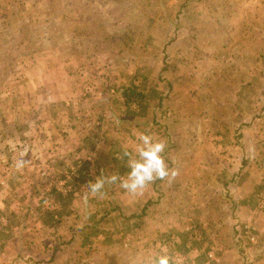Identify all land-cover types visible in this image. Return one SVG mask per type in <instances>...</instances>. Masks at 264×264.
<instances>
[{
    "label": "rangeland",
    "instance_id": "1",
    "mask_svg": "<svg viewBox=\"0 0 264 264\" xmlns=\"http://www.w3.org/2000/svg\"><path fill=\"white\" fill-rule=\"evenodd\" d=\"M131 84L145 98L126 109ZM141 133L176 179L92 196ZM8 181L0 235L53 249L25 264H264V0H0Z\"/></svg>",
    "mask_w": 264,
    "mask_h": 264
},
{
    "label": "clouds",
    "instance_id": "2",
    "mask_svg": "<svg viewBox=\"0 0 264 264\" xmlns=\"http://www.w3.org/2000/svg\"><path fill=\"white\" fill-rule=\"evenodd\" d=\"M138 143L132 151L127 148L122 150L121 158L127 157L129 171L126 177L110 174L96 178L88 183V189L92 196L102 197L107 184H117L130 194H139L157 180L171 183L179 175V170L170 168L165 159L166 142L156 139L148 133H141L137 137ZM25 160L19 159L15 168L21 172L25 167ZM140 264H175L170 255L156 253L145 257Z\"/></svg>",
    "mask_w": 264,
    "mask_h": 264
},
{
    "label": "crops",
    "instance_id": "3",
    "mask_svg": "<svg viewBox=\"0 0 264 264\" xmlns=\"http://www.w3.org/2000/svg\"><path fill=\"white\" fill-rule=\"evenodd\" d=\"M11 188H13L11 181H8L5 186L0 187L1 204L2 202L9 201V196L11 195V191H12ZM155 198L157 197H153L152 199L156 200ZM164 199L162 200V198H159V200L163 202ZM19 200H21V198H19ZM37 219L41 220L40 217L38 216ZM262 231H264V228H262ZM25 233L27 234L26 239L25 237H22L20 235V237L16 236L11 239L4 240L3 236L0 235V264H25L26 261L29 262L30 260L44 259L47 254L49 255V251H51V253L53 252V249L52 250L49 249L46 244L40 246L36 245L33 248L35 242H37L38 239L36 238L34 242L30 234L31 232L25 231L23 234ZM29 245H33V246L29 247ZM38 246L39 249L36 250ZM187 247L190 248V246ZM21 258H22V262H21ZM51 259L52 257L49 258V260Z\"/></svg>",
    "mask_w": 264,
    "mask_h": 264
},
{
    "label": "trees",
    "instance_id": "4",
    "mask_svg": "<svg viewBox=\"0 0 264 264\" xmlns=\"http://www.w3.org/2000/svg\"><path fill=\"white\" fill-rule=\"evenodd\" d=\"M122 91V101L123 105L126 109H131L133 105L135 106H141L142 101L145 98L142 90L138 88L137 85L131 84L128 86H124L121 89ZM51 193L53 195V198L57 201H63L67 195L63 194L60 190H55V188H52ZM55 211L53 210H46L43 216V222L48 223L49 220L53 217V214ZM183 244H185L184 241H182Z\"/></svg>",
    "mask_w": 264,
    "mask_h": 264
}]
</instances>
